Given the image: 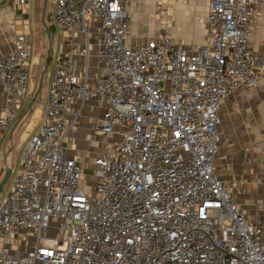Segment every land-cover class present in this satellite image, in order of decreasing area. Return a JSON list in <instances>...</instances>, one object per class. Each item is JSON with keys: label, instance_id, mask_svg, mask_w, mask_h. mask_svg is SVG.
Instances as JSON below:
<instances>
[{"label": "built area", "instance_id": "built-area-1", "mask_svg": "<svg viewBox=\"0 0 264 264\" xmlns=\"http://www.w3.org/2000/svg\"><path fill=\"white\" fill-rule=\"evenodd\" d=\"M258 1L210 0L207 41L183 46L167 34L128 44L130 16L119 0H56L68 54L57 60L42 123L0 199V264H264L263 227L215 170L224 100L264 83V55L249 47ZM93 40L102 71L90 79ZM31 59L25 33L0 53L9 97L28 98ZM92 97L103 150L86 190L84 159L66 143ZM12 123L8 103L0 157Z\"/></svg>", "mask_w": 264, "mask_h": 264}, {"label": "crops", "instance_id": "crops-1", "mask_svg": "<svg viewBox=\"0 0 264 264\" xmlns=\"http://www.w3.org/2000/svg\"><path fill=\"white\" fill-rule=\"evenodd\" d=\"M39 1L27 0L26 5H19L13 0H4L0 3V53L8 52L14 47L19 33L27 35L32 50L28 98L26 100L11 98L4 88H0V116L8 103H11L13 110V123L2 134L0 180L8 168L12 174L21 168L22 156L20 166L14 167L15 151L20 150L23 154L25 144L41 125L44 110L40 103L47 97L57 60L68 54L66 31L54 20L56 0L53 1V10L50 13L52 22L50 25L42 23L43 32L38 29L37 22ZM119 1L125 4L130 16L128 44L158 39L162 34L171 36L176 43L183 46L204 43L208 39L210 0ZM44 5L46 7V0L43 2ZM258 6L259 15L249 47L254 52L264 55V0H259ZM55 29L60 32V44L52 46L51 42H47L48 47L44 51L45 37L50 38ZM75 41L77 45L75 58L79 71L83 73L86 68V49L80 34L76 36ZM96 49L93 40L88 62L90 79L102 71ZM50 62L52 69L49 71ZM219 114L221 142L215 158L216 174L231 185L232 195L240 209L252 222L264 229V83L254 87L247 85L238 87L224 100ZM100 115L99 99L89 98L82 106L76 127L69 136V139L81 142L80 153L74 143L72 145L66 143V150L70 156L81 155V158L92 161L93 165L94 158L103 150V139L94 136L92 131L93 123ZM91 140H95L99 146L90 145Z\"/></svg>", "mask_w": 264, "mask_h": 264}, {"label": "rangeland", "instance_id": "rangeland-1", "mask_svg": "<svg viewBox=\"0 0 264 264\" xmlns=\"http://www.w3.org/2000/svg\"><path fill=\"white\" fill-rule=\"evenodd\" d=\"M53 1L54 0H46V7L45 5L43 6V2L44 0H40L39 4H38V14H37V22L38 24V29L40 31L43 32L44 28H43V24L45 25H50L52 20L50 18V13H52L53 10ZM45 10V11H44ZM46 18V19H45ZM43 23V24H42ZM44 44H43V50L46 51L47 47H48V43L47 42H51L52 46H56L57 44H60V32L58 29H55L50 38L45 37ZM49 71L52 69V62H50L49 65ZM75 137V136H73ZM95 140H91L90 145L94 146H99L98 143L94 142ZM70 145H72L74 143V146L76 148V150L80 153V141H78L77 139L71 140L68 139V142ZM74 148V147H73ZM78 153V154H79ZM85 154V153H84ZM88 152L85 154V157H87ZM21 156H22V152L20 150H16L15 151V168H17V166H20V161H21ZM81 156V155H78ZM84 169H83V174H82V184L83 187L87 190V186H90L92 183H94V177H93V165H91L92 161H89L88 159L84 158ZM11 179V178H10ZM2 180V179H1ZM0 180V181H1ZM10 185H11V180H9V182L4 186L3 190L0 192V199H2L4 196H6L10 190Z\"/></svg>", "mask_w": 264, "mask_h": 264}, {"label": "water", "instance_id": "water-1", "mask_svg": "<svg viewBox=\"0 0 264 264\" xmlns=\"http://www.w3.org/2000/svg\"><path fill=\"white\" fill-rule=\"evenodd\" d=\"M11 174H12V171L10 168H8L5 171V174L2 178V180L0 181V192L3 190L4 186L9 182V180L11 178Z\"/></svg>", "mask_w": 264, "mask_h": 264}]
</instances>
